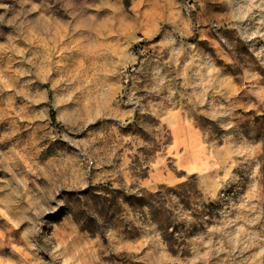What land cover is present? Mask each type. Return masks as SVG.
<instances>
[{
    "label": "rangeland",
    "instance_id": "1",
    "mask_svg": "<svg viewBox=\"0 0 264 264\" xmlns=\"http://www.w3.org/2000/svg\"><path fill=\"white\" fill-rule=\"evenodd\" d=\"M0 264H264V0H0Z\"/></svg>",
    "mask_w": 264,
    "mask_h": 264
},
{
    "label": "trees",
    "instance_id": "2",
    "mask_svg": "<svg viewBox=\"0 0 264 264\" xmlns=\"http://www.w3.org/2000/svg\"><path fill=\"white\" fill-rule=\"evenodd\" d=\"M52 120L56 123V116H55V113L54 112H52ZM164 240L167 243V239H165V237H164Z\"/></svg>",
    "mask_w": 264,
    "mask_h": 264
}]
</instances>
